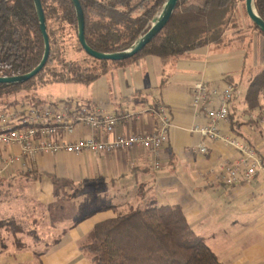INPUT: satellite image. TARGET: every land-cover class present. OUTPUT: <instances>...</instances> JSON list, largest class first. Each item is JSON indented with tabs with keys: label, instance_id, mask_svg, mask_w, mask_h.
I'll return each instance as SVG.
<instances>
[{
	"label": "crops",
	"instance_id": "1",
	"mask_svg": "<svg viewBox=\"0 0 264 264\" xmlns=\"http://www.w3.org/2000/svg\"><path fill=\"white\" fill-rule=\"evenodd\" d=\"M69 52L67 59L75 61L84 51L73 52L70 59ZM262 68L264 35L253 30L245 38L201 47L178 60L141 55L113 66L89 85L65 83L73 87L71 94L40 98L38 91L35 97L43 104L68 100L118 119L114 132L104 136L77 126L72 135H63L66 143L152 133L159 121L150 109L159 101L172 112L175 128L161 149L159 169L142 147L100 154L41 152L29 161L19 146L0 145V221L16 219L26 233L0 231L19 239L32 230L37 237L53 239L47 247L39 243L44 249L0 239V264H91L80 243L98 223L151 205L181 208L193 232L222 264H264V169L248 183L226 185L221 166L239 164L237 150L190 131L210 124L206 101L195 104V85L205 83L218 92L233 86L237 93L221 133L246 142L264 162V99L253 109L245 100L250 79ZM13 107L0 104V114ZM203 145L207 153L200 151ZM19 206L20 213L13 211ZM38 228L45 232L38 235Z\"/></svg>",
	"mask_w": 264,
	"mask_h": 264
},
{
	"label": "trees",
	"instance_id": "2",
	"mask_svg": "<svg viewBox=\"0 0 264 264\" xmlns=\"http://www.w3.org/2000/svg\"><path fill=\"white\" fill-rule=\"evenodd\" d=\"M41 1L50 40L48 62L26 83L0 84V97L17 98L26 93L23 101L2 104L41 105L35 95L42 88L65 83L89 85L113 66L131 63L141 55L178 60L201 47L225 46V33L241 0H181L168 24L140 54L122 62L94 59L101 65L97 70L66 57L74 41L84 51L78 41V20L71 0ZM79 1L87 44L100 53H117L131 48L149 31L168 0ZM254 4L264 20V0H255ZM44 49L34 0H0V77L31 72L41 62ZM263 99L264 68L250 79L245 92L249 108H259ZM23 226L13 218L0 221V228L13 233H26ZM27 233L32 236L35 232ZM32 237L38 239L36 234ZM80 248L91 264H222L204 239L193 232L179 207L151 205L98 223Z\"/></svg>",
	"mask_w": 264,
	"mask_h": 264
},
{
	"label": "built area",
	"instance_id": "3",
	"mask_svg": "<svg viewBox=\"0 0 264 264\" xmlns=\"http://www.w3.org/2000/svg\"><path fill=\"white\" fill-rule=\"evenodd\" d=\"M236 93L233 86H227L218 92L212 86L197 83L194 87L195 104L198 106L201 101H206L204 108L210 124L202 127L194 126L190 129L191 132L198 133L207 140L223 142L237 150L240 163L221 166V171L224 172L222 180L229 186L248 183L254 179L259 170L264 169V162L255 149L238 138L225 137L221 133L220 124L229 121L230 106ZM150 110L155 113L159 121L158 127L152 133L118 136L112 140H98L96 137L88 136L76 142L66 143L63 135H72L77 126L93 128L97 135L104 136L114 132L118 119L106 113H98L89 105L72 103L68 100L38 106L24 103L0 114V145L19 146L29 161L41 152L100 154L142 147L151 154L154 169H159L161 149L170 141L175 124L172 112L167 111L160 101L155 109ZM200 151L207 153V146H201ZM25 169H29V164L25 165Z\"/></svg>",
	"mask_w": 264,
	"mask_h": 264
},
{
	"label": "water",
	"instance_id": "4",
	"mask_svg": "<svg viewBox=\"0 0 264 264\" xmlns=\"http://www.w3.org/2000/svg\"><path fill=\"white\" fill-rule=\"evenodd\" d=\"M181 0H168L165 4L161 15L155 18L152 22V26L149 31L141 36L135 44L129 48L128 50L117 52V53H100L93 50L86 41L85 37V17L82 5L79 0H71L77 15L78 20V41L84 50V52L90 57L100 60V61H113V62H122L127 61L136 55L140 54L156 37L157 35L164 29V27L168 24L170 19L173 16L174 11L177 8L178 3ZM255 0H245V11L251 22L256 25L259 30L264 34V20L259 17L257 14L255 4ZM34 4L36 7L37 15L40 23V30L42 36L44 38V55L39 63V65L32 70L31 72L22 75V76H14V77H0V84H23L38 74H40L45 68L49 56H50V40L47 33V25L46 18L44 14V9L41 0H34Z\"/></svg>",
	"mask_w": 264,
	"mask_h": 264
},
{
	"label": "rangeland",
	"instance_id": "5",
	"mask_svg": "<svg viewBox=\"0 0 264 264\" xmlns=\"http://www.w3.org/2000/svg\"><path fill=\"white\" fill-rule=\"evenodd\" d=\"M245 1L241 0L238 3L236 12H235V17H234V21L233 23L228 27L227 32L225 33V44H228L231 40H233V38H245L246 36H248L251 31L256 30L253 26V23L251 22V20L249 19V17L247 16L246 12H245ZM257 31V30H256ZM77 50H79L76 42L74 41L72 43V45L69 46V54H68V58L70 59V55L73 52H76ZM82 54L80 56H76L75 61L82 63L84 67H90V68H95L96 70L100 68V63L97 62L96 60H94V58L90 57L89 55H87L85 52H81ZM72 86L71 85H67V84H59V85H49L48 87L42 88L40 92H38V96L40 98L44 97V93L48 94V95H65V94H71L72 92ZM24 95H26V93H20L18 94V99L14 98V97H7L4 98L3 96L0 97V104L2 103H11L13 100H18V101H23V97ZM25 102V101H24ZM5 106L7 105V107H9L8 104H4ZM22 206V205H21ZM15 212L20 213L21 211V207L19 206L18 209L15 210V208H13ZM22 209L24 210L23 206ZM38 219V218H37ZM32 221V218H31ZM32 226V222L29 223ZM35 227V226H34ZM33 227V229H34ZM6 229V228H5ZM8 229V228H7ZM45 231H43V229L41 230L40 228H38V235H42ZM31 234V233H30ZM35 233L32 234V236H34ZM0 239H2L3 242L5 243H14L19 242L18 239L14 238L13 233L10 234L6 233L1 230L0 231ZM20 237L19 240L20 241H25L27 243H30L31 246L34 247H41L40 249H44L45 243H47L46 247L49 246V244L51 245L53 239L51 238H41V236H38V239H36L35 237ZM44 236V235H43ZM43 243V244H39V243ZM35 243V244H34ZM39 244V245H38ZM38 245V246H37Z\"/></svg>",
	"mask_w": 264,
	"mask_h": 264
}]
</instances>
